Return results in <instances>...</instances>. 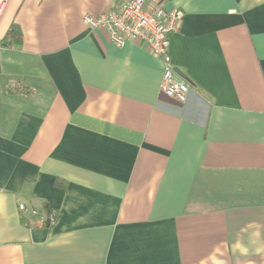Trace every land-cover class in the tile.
<instances>
[{
	"label": "crops",
	"instance_id": "crops-1",
	"mask_svg": "<svg viewBox=\"0 0 264 264\" xmlns=\"http://www.w3.org/2000/svg\"><path fill=\"white\" fill-rule=\"evenodd\" d=\"M162 1L185 102L147 45L84 22L117 0L9 1L0 264H264V0Z\"/></svg>",
	"mask_w": 264,
	"mask_h": 264
},
{
	"label": "built area",
	"instance_id": "built-area-1",
	"mask_svg": "<svg viewBox=\"0 0 264 264\" xmlns=\"http://www.w3.org/2000/svg\"><path fill=\"white\" fill-rule=\"evenodd\" d=\"M10 0H0V17ZM183 13L180 9L167 10L162 0H117V3L99 15L86 14L84 22L92 29L105 28L111 40L123 46L129 40L140 41L150 51L165 61L161 92L178 102H185L190 85L181 79L170 64L169 46L171 36L179 31ZM22 213L26 205H19ZM34 215H40L33 210ZM41 218V217H40ZM43 221V218H41ZM54 222V216L49 215Z\"/></svg>",
	"mask_w": 264,
	"mask_h": 264
},
{
	"label": "trees",
	"instance_id": "trees-1",
	"mask_svg": "<svg viewBox=\"0 0 264 264\" xmlns=\"http://www.w3.org/2000/svg\"><path fill=\"white\" fill-rule=\"evenodd\" d=\"M11 36L15 37L16 40H17V39H18V40H21V39H22V36H20V33H19V31H18V27H17L16 25H14V26L11 28V30H10L9 33H8V36L4 39L3 43H4V44H10L11 41H9L8 38L11 37ZM19 38H20V39H19ZM15 89H20V90H22L23 92H29V90H28L27 88H25V87H20V88H15V87H14V90H15ZM47 212L50 213L51 210L48 208V211H47Z\"/></svg>",
	"mask_w": 264,
	"mask_h": 264
},
{
	"label": "water",
	"instance_id": "water-1",
	"mask_svg": "<svg viewBox=\"0 0 264 264\" xmlns=\"http://www.w3.org/2000/svg\"><path fill=\"white\" fill-rule=\"evenodd\" d=\"M174 70L176 71V73L183 78L186 82H190L191 79L188 77V75L182 71L179 67H174Z\"/></svg>",
	"mask_w": 264,
	"mask_h": 264
}]
</instances>
